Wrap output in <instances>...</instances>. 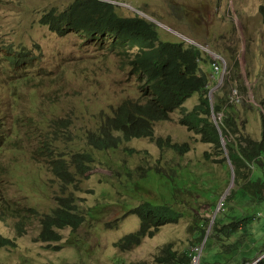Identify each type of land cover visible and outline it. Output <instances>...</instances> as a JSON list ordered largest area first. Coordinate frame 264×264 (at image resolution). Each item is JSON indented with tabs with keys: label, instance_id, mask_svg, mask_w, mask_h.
I'll use <instances>...</instances> for the list:
<instances>
[{
	"label": "rangeland",
	"instance_id": "1",
	"mask_svg": "<svg viewBox=\"0 0 264 264\" xmlns=\"http://www.w3.org/2000/svg\"><path fill=\"white\" fill-rule=\"evenodd\" d=\"M74 1L0 0V211L4 209L14 223L0 219V235L16 243L15 247H0V264H157L156 256L167 244H172L179 255L192 252L193 228L199 224L196 220L210 225L222 206V197L214 210L195 193L185 202L188 214L179 222L161 227L130 251H120L114 244L139 229L138 216L123 217V204L140 202L131 199L129 188L142 170L156 163H180L199 175L209 172L222 185L232 179L231 166L217 163L212 145L179 122L198 103L199 95L186 101L185 111L176 110L168 121L155 124V137H170L176 143L190 145L183 156L161 150L148 138L124 141L119 150L108 153L92 149L88 135L97 132L103 118L125 100L138 99L142 81L130 73L134 50H111L108 41L73 32L62 36L40 23L49 10L64 11ZM106 1L117 6L120 16L134 17L140 11L199 46L208 47L227 62V68L231 59L238 60L246 92L239 84L229 85V90L237 88L241 95L236 105L237 124L240 134L260 140L264 120V0ZM157 26L162 40H183ZM11 52H18L17 56L21 52L27 60L20 66L13 65ZM202 56L200 66L210 78L209 89L215 88L213 93L222 90L227 69L220 81L222 74L213 76L211 60L206 53ZM53 120L63 128L54 137L58 155L89 151L98 160L91 172L79 178V190L75 191L77 208L87 221L74 234L71 229L61 231L60 251L46 249L36 240L41 228L38 221L31 220L35 210L40 214L51 212L57 205L56 196L61 194L60 180L48 154L39 150L40 132L48 130V121ZM261 162L263 165L257 164L254 169L255 177L264 179V153ZM150 190L147 197L155 196L154 189ZM25 214L31 218L24 219L26 231L19 236L15 222L23 220ZM120 218L118 228L107 227ZM250 232L259 239V252L254 249L250 253L256 258L264 250V210Z\"/></svg>",
	"mask_w": 264,
	"mask_h": 264
},
{
	"label": "trees",
	"instance_id": "2",
	"mask_svg": "<svg viewBox=\"0 0 264 264\" xmlns=\"http://www.w3.org/2000/svg\"><path fill=\"white\" fill-rule=\"evenodd\" d=\"M116 8L114 3L104 0H75L64 11L49 10L40 20L42 25L62 36L71 32L78 33L108 41L111 50L135 51L130 61V73L137 75L142 81L140 96L136 100H125L111 115H106L97 132L88 135V145L92 149L108 153L119 150L124 141L148 138L161 150L173 151L183 156L190 151V145L176 143L170 137H155V124L168 121L170 114L176 110L185 111L186 101L199 95L198 103L192 110L186 111L179 122L189 131L200 135L204 143L211 144L217 163L225 167L229 164L227 150L235 174L234 186L224 199L207 235L200 264L255 262L264 255L263 250L257 259L250 256L254 249L259 252L256 247L259 239L254 234L252 236L250 227L264 210V179L256 178L254 170L257 164L263 165L261 159L264 153V120L260 140L240 134L237 103L232 101L233 91L238 89L229 90L230 83H236L237 87L240 85L242 91L246 92L239 61L231 59L225 86L214 93L212 109L208 98L210 78L200 66L204 52L198 46L183 40L164 41L156 23L140 15L120 16ZM262 12L264 14V7ZM13 53L11 52L10 59L13 65L20 66L27 60V56H23L21 52L19 56L18 52L15 55ZM47 127L48 130L40 132L39 150L48 154L52 170L60 180L61 194L56 196L57 205L51 212L40 214L35 210V216L31 220L35 219L40 224L41 229L36 240L44 243L46 249L60 251L63 247L60 244L63 239L61 231L71 229L74 234L87 221L77 208L75 191L79 190V178H84L91 172L98 160L89 151L70 156L58 155L59 147L54 137L63 128L57 120L48 121ZM221 137L225 140V147ZM9 139L14 140L10 137ZM206 155L211 158L208 152ZM117 170L121 172L125 169ZM126 172L128 176L131 175L129 169ZM217 181L209 172L199 175L197 171L192 172L190 166L180 163L165 166L156 163L142 170L139 179L133 181L129 188L131 199L140 202L134 204L126 201L123 204L126 211L123 217L138 216L139 229L121 237L114 246L123 252L130 251L138 247L145 238L153 237L161 227L179 222L188 214L185 202L195 193L205 198L215 210L231 180L226 185ZM141 182H144L143 186L140 185ZM147 190L155 193V196L147 197ZM1 201L0 196V203ZM22 218L23 220L18 219L15 222L19 236L26 231L27 222L24 219L31 216L25 214ZM122 218L107 224V227L118 228ZM0 219L5 222L12 221L4 209L0 211ZM196 223L199 224L193 228L195 247L202 246L210 227L209 222L196 220ZM12 224L14 226L13 221ZM73 243L78 245L77 241ZM15 246V241L0 235V247ZM191 255V251H184L179 255L173 250L172 244H167L156 256V262L189 264ZM210 259H214L213 262ZM255 264H264V257Z\"/></svg>",
	"mask_w": 264,
	"mask_h": 264
},
{
	"label": "water",
	"instance_id": "3",
	"mask_svg": "<svg viewBox=\"0 0 264 264\" xmlns=\"http://www.w3.org/2000/svg\"><path fill=\"white\" fill-rule=\"evenodd\" d=\"M104 1H106V0H104ZM138 13H139L140 16H142V17H144V18H147L148 20H150V21H152V22H154V23H156V24H158V25L163 26L164 28H166V29H168V30H171V29H169L168 27H166L165 25H162L161 23H159L157 20H155V19L149 17L148 15H146V14L140 12V11H138ZM171 31H172V30H171ZM172 32H174L175 34H177V35H178L180 38H182L183 40H188V41H190V40H189L187 37H185L184 35L178 34V33L175 32V31H172ZM190 42H192V41H190ZM192 43H193V42H192ZM214 89H215V88H213L212 90H210V91H209V94H208V98H209V100H210V102H211V107H212V109H213V99H212V98H213V91H214ZM213 119H214L215 124H216V126H217V128H218V130H219V132H220V135H221V131H220V128H219V124H218L217 119H216V116H215L214 114H213ZM221 141H222V145L225 147V140H224L223 137H221ZM226 156H227V159H228L229 165L231 166V170H232V179H231V182H230V185H229L228 189L226 190V192L224 193V195L222 196V198H221V200H220V205H222L224 199H225L226 196L229 194L230 189L234 186V180H235V174H234V170H233V165L231 164V161H230V159H229V155H228V151H227V150H226ZM219 210H220V206H219V207L217 208V210L215 211V215H214V217H213V219H212V222H211L210 227H209V229H208V233L206 234V238H205V240H204V242H203V245H204L205 242H206L207 235L209 234V231H210V229H211V226H212V224H213V222H214V220H215V217H216L217 213L219 212ZM263 257H264V255H263L262 257H260L259 260L262 259Z\"/></svg>",
	"mask_w": 264,
	"mask_h": 264
},
{
	"label": "built area",
	"instance_id": "4",
	"mask_svg": "<svg viewBox=\"0 0 264 264\" xmlns=\"http://www.w3.org/2000/svg\"><path fill=\"white\" fill-rule=\"evenodd\" d=\"M209 55H210V57H214V53L209 52ZM214 60L218 62L219 58L215 57ZM223 65H224V62L221 64V68L222 69H223ZM233 97L236 98V101H235L236 103L240 102L241 98H240L237 90L233 91ZM262 215H263V213L259 214L258 217H261ZM203 247H204V245L202 244V246H197V247L193 248L192 255H191V261H190L189 264H200V258H201V255H202ZM257 261H255L253 263H250V264H255Z\"/></svg>",
	"mask_w": 264,
	"mask_h": 264
},
{
	"label": "bare ground",
	"instance_id": "5",
	"mask_svg": "<svg viewBox=\"0 0 264 264\" xmlns=\"http://www.w3.org/2000/svg\"><path fill=\"white\" fill-rule=\"evenodd\" d=\"M115 5V4H114ZM160 29V28H159ZM178 36V35H177ZM179 37V36H178ZM196 43H194V45H195ZM199 49L200 48H205V47H198ZM207 49V48H206ZM207 50H210V49H207ZM210 52H213V51H211L210 50ZM202 53H203V51H202ZM215 57H218L219 58V61L217 62V61H215L214 60V58ZM208 58H209V60H211L210 61V65H211V68H212V70H213V76L214 75H216L217 73H219V71L222 69L221 68V64L223 63V62H226L221 56H217L216 54H214V57H211L210 58V56L208 55ZM203 60V59H202ZM201 60V61H202ZM201 61H200V63H201ZM227 69V67H226V65L223 67V71L225 72V70ZM216 73V74H215ZM219 92V91H218ZM216 93V92H215ZM213 97H214V93H213ZM232 101H236V98L235 97H232ZM226 192V191H225ZM262 257V256H261Z\"/></svg>",
	"mask_w": 264,
	"mask_h": 264
},
{
	"label": "clouds",
	"instance_id": "6",
	"mask_svg": "<svg viewBox=\"0 0 264 264\" xmlns=\"http://www.w3.org/2000/svg\"><path fill=\"white\" fill-rule=\"evenodd\" d=\"M139 14V13H138ZM190 40V39H189ZM185 42H187V43H189V44H193L194 45V41H192V40H190V41H192V42H190V41H188V40H184ZM196 46H198V47H202V46H199L197 43L195 44ZM209 49L208 47H205V48H200L204 53H206V55H209V52H210V50H207V49ZM211 53H213V52H211ZM210 56V55H209ZM211 58V57H210ZM227 64V62H224V65H223V67L225 66ZM220 74H222V77H221V80L220 81H222V79H223V77H224V71H223V69H221V71L219 72V75ZM239 94V93H238ZM240 96V95H239ZM240 98H241V96H240ZM240 101H241V99H240ZM239 103V102H238ZM237 103V104H238Z\"/></svg>",
	"mask_w": 264,
	"mask_h": 264
}]
</instances>
